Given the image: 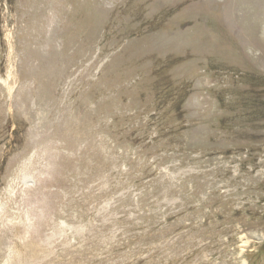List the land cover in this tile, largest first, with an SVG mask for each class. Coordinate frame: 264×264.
<instances>
[{
  "label": "rangeland",
  "instance_id": "1",
  "mask_svg": "<svg viewBox=\"0 0 264 264\" xmlns=\"http://www.w3.org/2000/svg\"><path fill=\"white\" fill-rule=\"evenodd\" d=\"M0 264H264V0H0Z\"/></svg>",
  "mask_w": 264,
  "mask_h": 264
}]
</instances>
